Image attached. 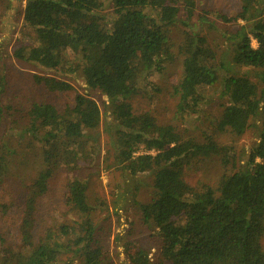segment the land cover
<instances>
[{"label": "trees", "instance_id": "obj_1", "mask_svg": "<svg viewBox=\"0 0 264 264\" xmlns=\"http://www.w3.org/2000/svg\"><path fill=\"white\" fill-rule=\"evenodd\" d=\"M110 1L114 9L107 21L99 15L102 0H26L23 24L33 32L36 45L17 49L14 57L46 71L67 66L70 73L80 74L88 90L106 97L113 123L105 130L114 162L131 177L153 176L152 201L140 208L158 236L166 240L161 250L165 261L264 264L260 246L264 233V89L259 94L248 75L235 71V67L261 71L257 77L264 84V0H239V12L229 19L243 23L228 37L235 47L232 63H218L216 52L195 28L177 49L182 58V75L175 88L178 114L195 113L206 101L205 90L219 85L227 101L222 120L233 134L240 137L250 126L256 130L257 142L244 166L222 176L217 191L208 186L196 190L182 177L185 159L206 153L204 148L171 138V130L157 126L148 115L133 116L128 103L141 83L175 59L169 27L181 11L187 20L193 17L195 0ZM34 80L52 92L73 89L67 81L49 76L36 75ZM28 118L27 133L40 146L43 165L31 185L35 197L47 192L57 171L76 170L80 162L97 155L94 133L102 113L91 96L78 94L73 106L62 112L50 104H33ZM4 172L0 159V178ZM67 191L80 221L62 226L56 235L47 230L35 243L32 222L25 219L21 241L28 250L6 263L61 264L64 257L77 256L79 264H103L92 220L95 208L87 199L88 183L74 178ZM33 199L26 202L29 211L34 210Z\"/></svg>", "mask_w": 264, "mask_h": 264}, {"label": "rangeland", "instance_id": "obj_2", "mask_svg": "<svg viewBox=\"0 0 264 264\" xmlns=\"http://www.w3.org/2000/svg\"><path fill=\"white\" fill-rule=\"evenodd\" d=\"M99 15L109 21L113 11L110 0H102ZM193 17L187 20L181 11L178 21L169 27L170 43L175 59L161 73H154L140 84L139 92L129 100L133 116L148 115L157 126L171 130V138L193 141L207 151L189 155L183 162L182 177L196 190L208 186L217 191L222 176L232 174L244 166L245 157L257 142L256 130L250 126L236 137L228 123L222 120L227 103L220 86L205 90L206 101L193 114L179 115L175 88L182 75V58L177 49L185 35L194 29L205 37L208 46L220 60L233 62L234 44L228 40L243 24L230 22L240 10L239 0H195ZM26 0H0V159L5 172L0 178V264H8L17 253H26L21 241L23 221L32 225L35 243L47 230L54 235L62 226H71L81 217L71 207L67 186L74 178L88 183V203L95 208L92 220L96 226L95 239L102 249L103 264H170L161 256L166 244L158 236L151 221H147L140 206L153 198L151 174L131 177L118 166L110 152L106 127L112 125L111 108L105 96L87 89L78 73H70L67 66L46 71L17 60L19 48L35 46V36L23 24ZM190 26V28L187 26ZM252 46L256 48L253 41ZM217 63V64H218ZM246 74L263 94V82L257 77L261 71L235 67ZM36 75L49 76L70 83L67 92H52L35 82ZM78 94H87L98 104L102 122L94 133L98 136L99 151L93 159L80 162L79 168L61 169L49 181L43 195L32 194L31 185L42 170L40 147L27 133L28 112L33 104H50L59 112L73 106ZM34 148V150L32 149ZM229 156V157H228ZM107 158V160H106ZM224 159L227 160L226 164ZM34 198V210L26 202ZM62 237L61 241H66ZM264 251V233L260 240ZM75 256H68L61 264H79Z\"/></svg>", "mask_w": 264, "mask_h": 264}]
</instances>
